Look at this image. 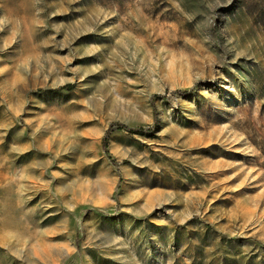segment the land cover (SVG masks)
<instances>
[{
	"label": "rangeland",
	"instance_id": "374dc122",
	"mask_svg": "<svg viewBox=\"0 0 264 264\" xmlns=\"http://www.w3.org/2000/svg\"><path fill=\"white\" fill-rule=\"evenodd\" d=\"M0 264H264V0H0Z\"/></svg>",
	"mask_w": 264,
	"mask_h": 264
}]
</instances>
